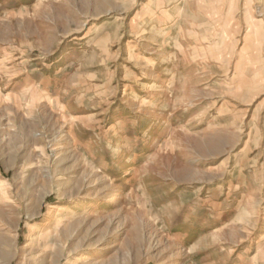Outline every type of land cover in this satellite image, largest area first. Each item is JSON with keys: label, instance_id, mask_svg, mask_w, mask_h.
<instances>
[{"label": "rangeland", "instance_id": "374dc122", "mask_svg": "<svg viewBox=\"0 0 264 264\" xmlns=\"http://www.w3.org/2000/svg\"><path fill=\"white\" fill-rule=\"evenodd\" d=\"M0 264H264V0H0Z\"/></svg>", "mask_w": 264, "mask_h": 264}, {"label": "bare ground", "instance_id": "6f19581e", "mask_svg": "<svg viewBox=\"0 0 264 264\" xmlns=\"http://www.w3.org/2000/svg\"><path fill=\"white\" fill-rule=\"evenodd\" d=\"M241 68L245 69L246 67H248L246 64H245V61L241 62V65H240Z\"/></svg>", "mask_w": 264, "mask_h": 264}]
</instances>
